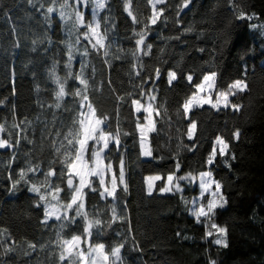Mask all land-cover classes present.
Wrapping results in <instances>:
<instances>
[{
    "label": "trees",
    "instance_id": "obj_1",
    "mask_svg": "<svg viewBox=\"0 0 264 264\" xmlns=\"http://www.w3.org/2000/svg\"><path fill=\"white\" fill-rule=\"evenodd\" d=\"M180 4L181 0H167L158 5L165 8L164 14L150 25L149 0H132L139 23L128 16L125 0H106L98 19L101 29H108V56L103 55L104 50H93L82 38L75 44L80 50L87 46L89 54L75 52L71 72L78 74L82 64L87 65L84 75L89 80V98L98 114L109 117L110 130L119 131V146L109 145L110 160L118 174L123 159L128 187L124 192L118 186L116 201L101 199L85 189L89 219L102 221L101 227L93 228L87 244L104 243L108 251L125 241L124 264H210L212 260L216 264H264V39L260 34L264 0H191L183 11ZM48 6L50 0H35V6L28 0H0V107L1 124L6 126L0 136L10 137L14 145L0 149V229L8 234L3 238L5 247L14 248L11 252L0 248V264H69L68 259H59L58 234L60 239L83 235L82 217L74 223L54 218L45 223L44 204L30 191L31 183L42 181L50 168L57 172L51 180L66 189V177L58 179L67 147L64 138L79 109V98L72 94L62 101L55 98L53 69L56 77L66 80L69 93L81 85L67 76L66 67L68 44L76 37L57 13L51 15L50 23L46 21L43 11ZM241 11L246 18H238ZM142 30L147 31L145 44L151 43L152 49L148 55L137 52L134 57L135 33ZM170 70L177 73L171 84ZM212 72L217 74L216 90H227L237 79L247 83V91L230 97L241 105L240 111H217L205 105L193 108L185 117L182 104L195 91L194 84ZM188 75L193 77L191 84ZM12 78L29 81L34 101L32 113L17 123L7 107ZM141 87L154 92L152 103L158 111L154 116L157 131L148 140L153 155L147 158L141 156L137 114L131 105L133 98L144 100ZM139 116L142 121V113ZM190 120L197 123L192 140L187 137ZM14 124L24 129L19 144ZM236 130L240 131L238 140L233 139ZM218 135L229 142L235 160L217 157L209 167L207 157ZM176 163L180 164L177 176L210 170L221 183L227 203L216 210L213 219L227 229V247L213 243L215 234L206 237L205 223H197L191 214V199L198 192L195 183L182 181V193L161 194L158 188L164 181H157L153 194H147L145 177H166L175 172ZM30 165L39 167L38 174L27 173L29 182L21 181L13 188L21 169ZM113 204L123 217L115 222H111ZM74 215V211L69 213L70 218ZM29 244H35V249Z\"/></svg>",
    "mask_w": 264,
    "mask_h": 264
},
{
    "label": "snow or ice",
    "instance_id": "obj_2",
    "mask_svg": "<svg viewBox=\"0 0 264 264\" xmlns=\"http://www.w3.org/2000/svg\"><path fill=\"white\" fill-rule=\"evenodd\" d=\"M28 3L35 6V0H28ZM90 3L93 4L92 20L86 21L83 8H87ZM149 3L152 8V14L148 18V22L150 25H155L165 11V8H158L157 6L165 5L167 0H149ZM190 3L191 0H181L179 10L183 11V9L188 8ZM50 5L43 11L46 21L50 23L51 15L57 13L66 25L70 35H75L76 37L74 43L70 42L68 44V63L66 67L69 69L67 76L81 85L74 93H69L65 87L66 80H61V78L56 77L55 69H53L52 75L57 84L55 98L57 101H62L66 95L72 94L79 98V109L73 120V127L69 129L68 134L64 138L67 141V147L65 148L63 160L61 161L64 167L59 173L58 179L66 177V189L61 187L60 183H55L51 180L52 177H57V172L50 168L44 174L42 181L31 183L30 191L35 193L39 197V202L44 204L45 223L51 218H54L56 221L74 223L77 217H82L85 221L83 235H72L70 239H60L58 234L57 243L61 248L59 255L61 262L68 259L69 264H124L121 253L125 247V241L118 242L108 251H106L104 243L91 244L87 251L81 248L82 243H87L93 237V228L102 226L100 219H89V213L85 211V197L87 195L85 189L93 193H98L101 199L110 197L113 201L119 199L117 196L118 185L123 186L124 192L128 190L123 159L120 160L118 175L113 170V164L110 160L111 149L109 145L110 143H114L116 146H119V131L113 133L110 130L109 117L104 114H98L96 107L89 98V80L84 75V68L87 65L82 64L81 71L78 74L73 75L71 72L74 53L79 51L81 56H87L89 54V48L87 46L82 50L75 47V44H79L81 38L86 40L93 50L97 52L104 50L103 55L108 56V51L106 50L108 29L105 28L102 30L100 20L98 19L100 11L106 7V0H72L71 4L69 0H50ZM40 7L43 9V4ZM125 10L128 16L131 17L133 23H139L137 16L132 10V0H125ZM238 18H246L245 13L241 11ZM105 22H107L106 18ZM81 28L85 30L81 32ZM135 35L137 37L135 39L136 50L133 52V56L135 57L137 52L148 55L151 52L152 44H145L147 31L142 30L136 32ZM135 74L139 75L140 73L137 71ZM155 76L157 79L159 78V69L156 70ZM167 76L169 84L177 79V73L173 70H170ZM216 77L217 74L215 72L207 73L203 75L202 81L194 84L195 92L185 99L182 104L183 115L185 117H188L193 108H203L205 105H210L211 108L217 111L221 108H231L233 111H240L241 105L231 102L230 97L247 91V83L242 79H237L227 86V90L217 89L215 101H213L210 93L216 87ZM187 80L191 84L193 80L192 75H188ZM206 91L209 93L208 95H200ZM140 95L146 98L147 103H142L141 99L133 98L131 99V105L137 114L136 129L139 132L141 155L152 157L153 153L151 148L148 147V140L149 134L157 131L153 114L154 112L158 114V111L152 103L156 100V96L154 92H146L142 87ZM119 99L123 100L124 97H119ZM55 106L57 108L60 107V103H56ZM141 112L145 114L142 117L143 122H141L139 116ZM12 127L17 129L18 139L16 140V144H19L24 129L21 125L16 124ZM196 130L197 123L194 120H190L187 128V137L189 140L194 138ZM5 132V124H0V134ZM239 137L240 131H234L233 139L238 140ZM13 147L14 145L10 137L5 138L0 136V149H11ZM229 147V142L225 138L219 135L216 136L214 145L207 157V165L209 167L214 165L217 157H229L231 160H235V155L229 151ZM57 151L59 152V149ZM225 164L231 167L228 160H225ZM179 171L180 164L176 163L175 172L168 173L166 177L160 174L147 176L145 178L147 194L149 196L153 194L154 190H156L155 182L157 181H164L158 188L161 194L172 192L182 193V181H187L189 184L198 181L200 195L191 202V214L196 218L197 223H205V227L208 229L205 232L206 237L210 238L215 234L217 238L213 240V243L227 247V229L219 226L213 219L216 210L223 208L227 203L221 191V183L214 179L213 173L210 170L202 171L198 174L189 172L177 176L176 173ZM38 172V166L30 165L27 169H21L19 173L20 178L13 182L12 187L15 188L21 181L29 182L27 173L38 174ZM62 192L65 193L64 197H61ZM205 197H207L206 201ZM36 206L39 207L40 203H37ZM73 211L75 215L70 218L69 213ZM111 212V222L123 219L122 216L117 215L115 204L111 206ZM111 222L109 223V227L111 226ZM60 227L63 229L65 224L61 223ZM7 235L3 229H0V248H3L5 252H11L14 248L12 246L5 247V240L3 239ZM28 247L35 249L36 245L29 244ZM210 264H216V262L212 260Z\"/></svg>",
    "mask_w": 264,
    "mask_h": 264
},
{
    "label": "rangeland",
    "instance_id": "obj_3",
    "mask_svg": "<svg viewBox=\"0 0 264 264\" xmlns=\"http://www.w3.org/2000/svg\"><path fill=\"white\" fill-rule=\"evenodd\" d=\"M83 11L84 12L86 11L88 14V20L87 21H91L92 20V8L91 9L90 8H83ZM260 24H261L260 34H261V37L264 39V23H260ZM263 46H264V43H263ZM216 91L217 90L214 88L212 90V92L210 93L213 101H215ZM208 94L209 93H207V91H206L205 93H201L200 95H208ZM142 103H147L146 98H144ZM208 106H210V105H208ZM7 107L9 108L11 115L14 118L16 123L22 117L29 116L32 113V111L34 109V101H33V97H32V89H31L30 83H29V81H27V79H25V78H17V79L12 78L11 79V83L9 86V98L7 101ZM141 113H142V116L145 115L143 112H141ZM2 114H3V110L0 107V124H1ZM155 114L156 113L154 112L153 120H154ZM141 122H143V121H141ZM142 158H144L143 155H142ZM109 176H110V174H109ZM106 180H107V177H106ZM185 182L187 183V181H185ZM195 185L198 188V192H197V194L193 195L191 202L193 200H195L200 195V190L198 187V181L195 183ZM145 190L147 192L146 182H145ZM206 199H207V197H205V201H206ZM191 208H192V203L190 204V209ZM90 245L91 244L82 243L81 248L83 250L87 251V249Z\"/></svg>",
    "mask_w": 264,
    "mask_h": 264
},
{
    "label": "crops",
    "instance_id": "obj_4",
    "mask_svg": "<svg viewBox=\"0 0 264 264\" xmlns=\"http://www.w3.org/2000/svg\"><path fill=\"white\" fill-rule=\"evenodd\" d=\"M140 152H141V147H140ZM142 156V155H141ZM145 158V156H143ZM147 158V157H146Z\"/></svg>",
    "mask_w": 264,
    "mask_h": 264
}]
</instances>
